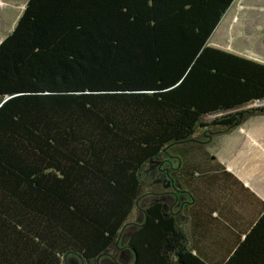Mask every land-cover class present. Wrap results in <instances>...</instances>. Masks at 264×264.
Masks as SVG:
<instances>
[{
  "label": "trees",
  "instance_id": "16d2710c",
  "mask_svg": "<svg viewBox=\"0 0 264 264\" xmlns=\"http://www.w3.org/2000/svg\"><path fill=\"white\" fill-rule=\"evenodd\" d=\"M234 1L27 0L0 43V264H102L137 205L117 264H217L160 183L140 200L163 154L264 115V62L210 44ZM219 264H264V211Z\"/></svg>",
  "mask_w": 264,
  "mask_h": 264
},
{
  "label": "crops",
  "instance_id": "0c3cea01",
  "mask_svg": "<svg viewBox=\"0 0 264 264\" xmlns=\"http://www.w3.org/2000/svg\"><path fill=\"white\" fill-rule=\"evenodd\" d=\"M238 11L242 12L243 8L233 9L225 22L227 31L221 30L224 15L213 33L217 38L211 37L210 44L245 55L218 40L220 32L226 38L228 29L237 25ZM232 20L234 25L229 24ZM237 33L244 41L249 40L251 34ZM233 37L239 36L234 32L229 39L233 40ZM205 138L201 136L187 145H180L185 147V153L165 155L164 160L157 164L155 172L159 173L161 181L156 182L161 184L159 193L167 200L168 211L180 214L191 248L206 260L219 264L233 252L264 211V115L253 116L238 128L215 135L208 142ZM170 164L174 174H180L182 169L187 168L193 178L192 185H185L176 177L168 178L164 167ZM169 186L174 189L169 191L170 194L167 193ZM142 199L143 207L149 199L144 202ZM138 211L142 214L140 221L144 213L141 207ZM133 226L132 221L124 228L118 241L123 236L126 243ZM111 257L107 256V259L117 264L119 258L115 255ZM128 257L122 260L127 261Z\"/></svg>",
  "mask_w": 264,
  "mask_h": 264
},
{
  "label": "rangeland",
  "instance_id": "374dc122",
  "mask_svg": "<svg viewBox=\"0 0 264 264\" xmlns=\"http://www.w3.org/2000/svg\"><path fill=\"white\" fill-rule=\"evenodd\" d=\"M26 2L27 0H0V39H3L9 32L13 30L19 16L24 10ZM236 8H241V10L243 8L242 12L238 11L239 15L237 17L239 19L235 21V23L237 22V25L233 29H228V33L225 34L223 32L226 35V38L222 37V33L220 32V39H218L219 42L223 45L226 44L227 47L229 45V47L233 50L241 51V53L245 55H251L257 60L264 62V29H262L264 25V0H235L230 6V10L228 9L229 12L226 13L227 15L225 14V18L223 17L224 19L221 23H224V25H221V30H226L225 22H227V20L230 18V13L233 11V9ZM229 24L234 25L233 20ZM234 32L239 37L235 39L233 37V40H230V35ZM237 32H241L243 35H246L245 33H251L249 40L246 41L245 39L244 41L241 35H238ZM212 37L217 38L216 35H213ZM259 105L260 104H258V102H255L247 106L246 108L256 107ZM217 115L220 114L207 115L204 117V120L211 121ZM155 170H157V163L149 164L145 171L143 179L146 184V187H144V189L147 192L152 191V187L148 185L149 183L152 184L154 183V181L156 182V180L161 181L158 177L159 173L155 172ZM151 195L152 194L148 195L145 198L142 197V202L147 201L148 199L150 200ZM138 209L139 206L137 205L134 208L131 217L129 218V224H131L132 221L134 224L137 223L142 217V214L140 213V211H138ZM117 243V247L115 245V247L106 255V258L102 259V264H114L111 260L107 259V256H110V258H112L111 256L115 255L119 259H127L128 250L125 247L124 237L121 236V239L117 241ZM71 264L82 263L80 259H78L77 262L71 260Z\"/></svg>",
  "mask_w": 264,
  "mask_h": 264
},
{
  "label": "built area",
  "instance_id": "2783aa9c",
  "mask_svg": "<svg viewBox=\"0 0 264 264\" xmlns=\"http://www.w3.org/2000/svg\"><path fill=\"white\" fill-rule=\"evenodd\" d=\"M258 104L264 105V101H259Z\"/></svg>",
  "mask_w": 264,
  "mask_h": 264
},
{
  "label": "flooded vegetation",
  "instance_id": "af4514ba",
  "mask_svg": "<svg viewBox=\"0 0 264 264\" xmlns=\"http://www.w3.org/2000/svg\"><path fill=\"white\" fill-rule=\"evenodd\" d=\"M168 153H170L169 151L166 154H163V156L167 155ZM160 162V161H159ZM159 162H155L157 164H159Z\"/></svg>",
  "mask_w": 264,
  "mask_h": 264
},
{
  "label": "bare ground",
  "instance_id": "6f19581e",
  "mask_svg": "<svg viewBox=\"0 0 264 264\" xmlns=\"http://www.w3.org/2000/svg\"><path fill=\"white\" fill-rule=\"evenodd\" d=\"M264 101V100H263Z\"/></svg>",
  "mask_w": 264,
  "mask_h": 264
}]
</instances>
